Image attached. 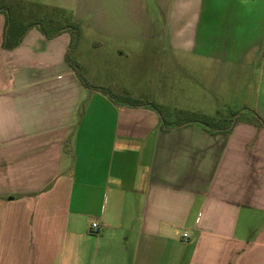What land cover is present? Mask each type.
<instances>
[{
	"label": "crops",
	"instance_id": "0c3cea01",
	"mask_svg": "<svg viewBox=\"0 0 264 264\" xmlns=\"http://www.w3.org/2000/svg\"><path fill=\"white\" fill-rule=\"evenodd\" d=\"M83 1L93 76L80 24L75 45L32 27L7 50L0 13V264H264L253 114L209 132L166 122L161 102L113 98L130 96L118 77L156 64L163 88L187 77L232 95L213 115L241 105L264 120V0H79L78 18Z\"/></svg>",
	"mask_w": 264,
	"mask_h": 264
},
{
	"label": "rangeland",
	"instance_id": "374dc122",
	"mask_svg": "<svg viewBox=\"0 0 264 264\" xmlns=\"http://www.w3.org/2000/svg\"><path fill=\"white\" fill-rule=\"evenodd\" d=\"M44 1V0H43ZM42 0H6L5 2L9 4H13L14 9L17 13H31L35 14L36 19L42 18L39 22L43 28L51 30L57 28L58 26H65L69 22H75L81 25V28L84 30L83 38H84V58L87 67H85L84 72L86 74H91L93 76V65H92V57H93V33H92V19L93 13L92 8L88 7V1H83L84 9L82 13H80V17L78 18L75 15V8L79 6V0H49L52 4H67L69 7L64 8H52L45 6ZM26 3L31 6H23L22 4ZM42 4L47 9H38L36 5ZM88 7V8H87ZM55 11V12H54ZM15 12V11H14ZM61 12V13H57ZM13 12H10L12 14ZM15 18V17H14ZM55 19V24L50 23V19ZM34 19L27 20L24 25L26 27L32 26ZM40 25V26H41ZM89 63V64H88ZM133 66H136L133 64ZM155 68L150 72L148 76L140 72H134L132 75L118 77L116 79V84L119 87H123L129 93V97L125 96H114L117 102H121L123 100H143V98H149L152 101L161 102L162 104H166L167 106H158L163 119L168 123H181L189 120H193L198 114L196 109L204 108L207 109V105L210 106L206 112L213 115L216 111L217 100H224L227 102L232 100V95H225L223 97L219 96H210L205 94V90L203 88H193L190 86V81L181 78L179 83L176 84L174 81V85L167 82V87L163 88L161 85L166 84L165 80H162L157 71L156 64ZM141 67V66H140ZM139 67V68H140ZM188 74V73H187ZM183 75V74H182ZM227 92V90H225ZM236 99L242 100H250L251 96H242V97H234ZM251 102V101H246ZM249 104V103H247ZM230 110H223L216 117V120L219 119L218 122L220 126L223 124H228L231 119L242 121L245 117H250L248 113L250 110L241 105L232 106L230 105ZM196 110V111H195ZM232 111V112H230ZM233 114H235V118H233ZM231 118V119H230ZM223 119H225L223 121Z\"/></svg>",
	"mask_w": 264,
	"mask_h": 264
},
{
	"label": "trees",
	"instance_id": "16d2710c",
	"mask_svg": "<svg viewBox=\"0 0 264 264\" xmlns=\"http://www.w3.org/2000/svg\"><path fill=\"white\" fill-rule=\"evenodd\" d=\"M6 0H0V13L4 14L6 17V27H5V33H4V38H3V48L7 49V50H13L16 47H18L20 45V43L22 42L24 35L26 34V32L32 28V27H37L39 28L43 34L47 37V38H52L53 36H55L56 34H58L62 29H66L71 33V44L75 45L78 41L79 38V26L77 23L75 22H69L67 23V25L65 26H58L57 28L48 30L42 27V25L39 23L42 18L40 19H34L36 18L34 15L35 14H31V13H17L18 10L16 11V9H14L13 4H9L7 2H5ZM23 6H31V5H27L26 3L22 4ZM39 8H38V7ZM36 7L38 9H47V7H44L43 5H36ZM15 11V12H14ZM10 12H13L12 14H10ZM55 12V11H54ZM58 14L61 12H57ZM63 14V13H61ZM15 17V18H14ZM30 19H34L35 21L33 22L32 26L26 27L24 25V23L27 20ZM56 20L55 19H50V23L55 24ZM41 25V26H40ZM69 63L71 64V66L73 67V69L75 70L79 80L81 81V83L87 87H93L91 84H89L84 77L81 75L80 72V66L78 63H76L74 60H72L70 57L67 58ZM152 107L154 108H158L155 104H150ZM232 112V111H230ZM221 113V111H218L215 115L213 116H208V115H204V114H198L193 120V122H197L200 123L202 125L205 126V128L209 131V132H213V131H227L228 129H230L232 127V125L234 124V119H231V121L227 124H223L220 126V124L218 123L220 120L217 119L216 117ZM254 120L256 121V123L259 125V127H263L264 128V120L261 119L260 117L256 116L255 113H252ZM235 114H233V118H234ZM225 119H223L224 121Z\"/></svg>",
	"mask_w": 264,
	"mask_h": 264
},
{
	"label": "built area",
	"instance_id": "2783aa9c",
	"mask_svg": "<svg viewBox=\"0 0 264 264\" xmlns=\"http://www.w3.org/2000/svg\"><path fill=\"white\" fill-rule=\"evenodd\" d=\"M92 227L96 229V228L98 227V225H97L96 223H94V224L92 225ZM184 237H187V234H186V233L184 234Z\"/></svg>",
	"mask_w": 264,
	"mask_h": 264
}]
</instances>
